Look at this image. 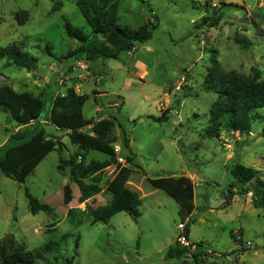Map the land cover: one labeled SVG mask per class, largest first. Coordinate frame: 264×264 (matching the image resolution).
I'll list each match as a JSON object with an SVG mask.
<instances>
[{"label":"rangeland","instance_id":"obj_1","mask_svg":"<svg viewBox=\"0 0 264 264\" xmlns=\"http://www.w3.org/2000/svg\"><path fill=\"white\" fill-rule=\"evenodd\" d=\"M76 1L0 0V47L18 44L37 59L34 74L0 60V86L42 97L44 109L37 127L62 143L25 184L6 178L0 170V239L13 235L32 252L53 243L55 251L47 262L37 264H67V259H74L72 264H175L167 254L182 234L178 226L186 223L190 241L196 247L206 246L197 249L207 254L200 264H264V208H255L252 194L242 196L237 187L229 193L236 185L231 169L237 164L259 170L264 179V108L254 112L258 118L250 135L223 132L219 139L210 138L205 130L218 96L203 89L213 56L226 72L250 77L258 70L264 80V41L256 38L251 23L252 15L264 13L263 1L121 0L118 24L138 30L152 22L153 38L136 44L119 60H100L87 69L77 68L76 58L65 59L77 47L67 23L93 36ZM59 2L63 5L56 9ZM20 12L30 15L25 25L15 18ZM237 34L247 36L253 46L242 49L235 42ZM78 86L79 94L88 97L85 119L112 118L118 157L124 159L123 165L128 156L135 160L138 168L130 189L140 195L137 220L119 213L106 223H96L89 214V208L111 202L107 183L116 174L115 166L104 174L103 192L87 203L80 202L69 168L65 173L59 170L61 159L73 155L77 146L49 118L54 99ZM16 128L10 115L0 111V147L14 144ZM124 137L130 140L129 149ZM107 158L91 151L87 163ZM179 176L189 177L195 185L197 209L184 219L178 202L148 182ZM27 192L53 211L33 215ZM232 233L242 240L236 242Z\"/></svg>","mask_w":264,"mask_h":264},{"label":"trees","instance_id":"obj_2","mask_svg":"<svg viewBox=\"0 0 264 264\" xmlns=\"http://www.w3.org/2000/svg\"><path fill=\"white\" fill-rule=\"evenodd\" d=\"M262 1L264 4V0ZM120 2L121 0L76 1L78 9L92 29L93 36L89 38L81 30L67 23L68 35L77 40V47L71 50L65 59L73 57L89 66L95 65L100 60H119L123 53L132 52L136 44L147 43L153 38L152 28L155 26L152 22H148L138 30L118 24ZM62 5V2L57 3L56 9H60ZM29 17L28 13L20 12L15 18L20 25H25ZM251 18V23L256 29V38L264 41V13L252 15ZM235 42L244 50H249L253 46V42L247 36L240 34L236 35ZM21 48L18 44L0 47V60H7L9 65H15L34 74L37 70V59L25 54ZM71 71L69 69V72ZM203 89L218 96L210 111L209 123L205 130L206 136L219 139L223 132L233 135L239 133L241 136L251 134L252 123L258 118L254 112L264 108V80L260 71L255 70L250 77L236 71L226 72L216 56H213L212 67L208 69ZM87 99V96L71 88L66 94L58 95L53 101L50 123L65 132L71 142L77 146V151L73 155L66 160L61 159L59 170L65 173V169L69 168L70 181L80 192V202L87 203L103 192L104 174L115 166L116 174L107 183V191L112 196L111 202L97 209L89 208V214L96 223H106L119 213H125L137 220L141 216L140 195L130 189V182L138 167L132 156L126 158V165L119 163L117 149L114 147L118 142L114 135L116 124L112 118L98 121L85 119L83 107ZM43 109L42 97L15 92L8 85L0 86V111L10 115V120L17 123L18 128H28L31 123L38 124ZM87 129H91V133L86 132ZM12 139L15 141L14 144L3 149L0 155V170L6 178L19 184H25L42 161L62 145L60 138L51 139L43 128H38L33 133L19 130ZM123 141L125 147L129 149L130 140L124 137ZM91 151L101 152L108 158L104 161L93 160L87 163ZM231 175L236 185L230 186L229 193H235L237 187L242 196L252 194L253 206L263 209L264 179L260 176V171L237 164L232 167ZM148 182L152 188L172 196L178 202L182 219L189 218L195 211V185L189 177H163L148 179ZM27 197L33 215L53 211L49 205L40 203L29 192ZM71 210L74 209H70L69 212ZM186 235L189 238V230L186 231ZM231 235L236 242L242 240L239 239L240 234ZM197 247L204 249L206 246L199 243ZM54 251L53 243L46 245L42 251L32 252L13 235L0 239L1 264L47 262V256ZM184 256H189L194 263L200 264L201 257L207 254L193 253L178 242L170 246L168 259L180 260ZM73 260L67 259L66 262L72 264Z\"/></svg>","mask_w":264,"mask_h":264},{"label":"built area","instance_id":"obj_3","mask_svg":"<svg viewBox=\"0 0 264 264\" xmlns=\"http://www.w3.org/2000/svg\"><path fill=\"white\" fill-rule=\"evenodd\" d=\"M77 68H81V69H87L89 67L88 64L84 63V62H78L76 64ZM19 131V128L17 129V132ZM116 152L118 153V150H116ZM118 161L120 164L123 165V163L125 162L123 158H119L118 157ZM179 229L182 230V234L177 238V242L184 248L189 249L191 252L196 253L198 247H196L191 241L190 239L187 237L186 235V229H187V224L186 223H182L179 226ZM239 239H241L239 237ZM246 247L248 249H250L252 247V245L250 243L246 244ZM205 249V248H204ZM209 254H214L211 252V250L207 251Z\"/></svg>","mask_w":264,"mask_h":264},{"label":"crops","instance_id":"obj_4","mask_svg":"<svg viewBox=\"0 0 264 264\" xmlns=\"http://www.w3.org/2000/svg\"><path fill=\"white\" fill-rule=\"evenodd\" d=\"M97 64V63H96ZM93 66H95V65H93ZM57 77H58V73H57V75H56V78L55 79H57ZM84 77H88V74H86ZM73 89H75L76 90V92L77 93H79V86L77 87V88H73ZM49 123H50V121H49ZM39 124V123H38ZM38 124H36V123H31L30 125H28V128H30V129H33V128H35L34 129V131H36V129H38L39 127H37V125ZM51 124V123H50ZM28 128H24V127H19V130H22V132L23 131H25V130H28ZM17 129V128H16ZM66 134V133H65ZM48 135V134H47ZM5 145V144H4ZM3 145V146H4ZM3 146H1L0 147V155L2 154V149H3ZM131 183V182H130ZM196 205V204H195ZM196 209H197V206H196ZM240 238L242 239V236H240ZM189 239H190V235H189ZM206 257H204V259H205ZM175 262H177V263H175V264H178V263H182V264H187V263H191V262H193V259L192 258H190L189 256H184V257H182L180 260H174Z\"/></svg>","mask_w":264,"mask_h":264},{"label":"water","instance_id":"obj_5","mask_svg":"<svg viewBox=\"0 0 264 264\" xmlns=\"http://www.w3.org/2000/svg\"><path fill=\"white\" fill-rule=\"evenodd\" d=\"M55 78H56V74H54V75H53V77H52L51 81H54V80H55ZM228 201H229V200H228V199H226V200H223V201H221V202H217V203H215L214 207H219V206H221V205H223V204L227 203Z\"/></svg>","mask_w":264,"mask_h":264}]
</instances>
